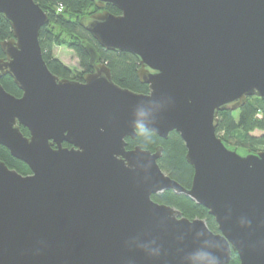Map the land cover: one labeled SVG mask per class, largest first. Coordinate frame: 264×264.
Here are the masks:
<instances>
[{
  "label": "water",
  "instance_id": "water-1",
  "mask_svg": "<svg viewBox=\"0 0 264 264\" xmlns=\"http://www.w3.org/2000/svg\"><path fill=\"white\" fill-rule=\"evenodd\" d=\"M91 1L99 10L81 25L102 48L139 58L147 93L117 84L90 43L82 81L54 74L39 40L49 14L35 0H0L13 32L0 42V79L22 91L0 81V145L31 170L0 159V264H192L197 249L219 264L233 251L239 264H264V150L216 132L220 111L264 100V0ZM138 127L180 134L190 188L160 167L162 145L127 148ZM169 189L206 207L218 231L153 199Z\"/></svg>",
  "mask_w": 264,
  "mask_h": 264
},
{
  "label": "trees",
  "instance_id": "trees-1",
  "mask_svg": "<svg viewBox=\"0 0 264 264\" xmlns=\"http://www.w3.org/2000/svg\"><path fill=\"white\" fill-rule=\"evenodd\" d=\"M49 14L50 23L40 29L39 40L43 57L49 69L59 77L83 80L84 74L91 72L89 55L85 45L90 43L95 46L101 59L111 69L114 81L136 92L147 93L148 85L139 81L137 70L140 67L139 58L129 52L112 51L102 48L91 36V34L81 25L80 19L83 16L92 14L99 9L91 0H35ZM59 5L63 9L57 10ZM92 7V9L90 8ZM90 9V10H88ZM107 9L113 13L120 11L113 6ZM13 36L10 23L0 13V42L10 39ZM66 44L73 49L80 58L83 71L75 73L72 69L54 54L56 45ZM0 46V58L4 57ZM5 89L21 96L22 91L14 83L12 77L6 75L0 79ZM238 112V113H237ZM258 114L263 118H259ZM259 115V116H260ZM25 135H29V130L21 126ZM135 139L127 138V148L141 145L145 149L154 150L156 146L162 145L163 152L158 163L163 171L177 180L186 188L191 187L194 169L186 160V146L180 134L172 131L168 138H162L144 127L137 128ZM217 135L230 147L240 151L264 150V100L259 97H251L244 106L237 110H223L219 112V120L216 128ZM64 146H69L64 142ZM0 159L10 168L16 169L22 174L31 172L29 166L23 161L11 155L8 148L0 145ZM153 199L160 203L175 206L188 218L199 217L206 220L208 226L213 231H218L217 223L208 209L196 203L192 198L173 190H165L154 194ZM230 264H239V257L236 251L232 252Z\"/></svg>",
  "mask_w": 264,
  "mask_h": 264
},
{
  "label": "rangeland",
  "instance_id": "rangeland-1",
  "mask_svg": "<svg viewBox=\"0 0 264 264\" xmlns=\"http://www.w3.org/2000/svg\"><path fill=\"white\" fill-rule=\"evenodd\" d=\"M90 9H92V7ZM54 54L55 56L59 57L63 62H65L72 69L73 72L81 73L83 71V67L81 65V61L77 53L73 49L69 48L66 44L56 45L54 47ZM259 115L260 114H258L259 118H263V114L260 116ZM261 148L264 149V145H262Z\"/></svg>",
  "mask_w": 264,
  "mask_h": 264
},
{
  "label": "clouds",
  "instance_id": "clouds-1",
  "mask_svg": "<svg viewBox=\"0 0 264 264\" xmlns=\"http://www.w3.org/2000/svg\"><path fill=\"white\" fill-rule=\"evenodd\" d=\"M192 264H219L217 258L213 256L210 252L203 251L201 249L195 250L191 253Z\"/></svg>",
  "mask_w": 264,
  "mask_h": 264
},
{
  "label": "built area",
  "instance_id": "built-area-1",
  "mask_svg": "<svg viewBox=\"0 0 264 264\" xmlns=\"http://www.w3.org/2000/svg\"><path fill=\"white\" fill-rule=\"evenodd\" d=\"M63 9V5H59L57 10L60 12Z\"/></svg>",
  "mask_w": 264,
  "mask_h": 264
},
{
  "label": "flooded vegetation",
  "instance_id": "flooded-vegetation-1",
  "mask_svg": "<svg viewBox=\"0 0 264 264\" xmlns=\"http://www.w3.org/2000/svg\"><path fill=\"white\" fill-rule=\"evenodd\" d=\"M91 71H92V69H91ZM252 97H258V96H252ZM249 98H251V97H249ZM249 98H248V99H249ZM259 98H260V97H259Z\"/></svg>",
  "mask_w": 264,
  "mask_h": 264
}]
</instances>
